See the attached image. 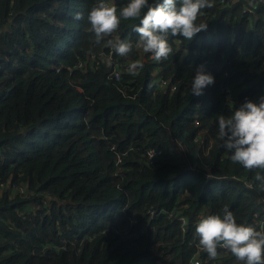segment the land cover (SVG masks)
<instances>
[{
	"label": "trees",
	"instance_id": "trees-1",
	"mask_svg": "<svg viewBox=\"0 0 264 264\" xmlns=\"http://www.w3.org/2000/svg\"><path fill=\"white\" fill-rule=\"evenodd\" d=\"M98 2L0 0V264H242L193 242L199 215L227 210L257 231L264 219V169L233 162L218 135L221 115L264 101V0H209L206 29L169 33L159 62L136 48L139 18L97 43ZM106 2L119 14L128 0ZM117 39L143 65L119 81ZM200 66L215 82L196 96Z\"/></svg>",
	"mask_w": 264,
	"mask_h": 264
},
{
	"label": "clouds",
	"instance_id": "clouds-1",
	"mask_svg": "<svg viewBox=\"0 0 264 264\" xmlns=\"http://www.w3.org/2000/svg\"><path fill=\"white\" fill-rule=\"evenodd\" d=\"M210 7L209 0H179V7L177 0H152L151 3L149 0H128L117 14L115 6L99 0L89 11L87 21L99 43L118 29L122 18H139L140 25L135 28L139 35L136 48L151 53L152 58L159 62L171 53L167 35L171 33L172 36L192 40L206 29L195 24L198 14ZM75 19H83L82 14H76ZM108 45L121 57L128 56L132 50V44L124 40H109ZM142 67L139 61L130 62L127 71L135 75ZM214 82V76L200 66L192 78L191 94L202 95L204 89ZM218 135L223 140V147L231 153L233 162L249 170L264 169V101L257 104L249 100L230 116L221 115ZM256 179L264 183V177L257 176ZM195 235L209 259L216 258L219 247L229 251L242 264H264V231L238 224L230 211L225 210L223 217H201L196 224Z\"/></svg>",
	"mask_w": 264,
	"mask_h": 264
},
{
	"label": "built area",
	"instance_id": "built-area-1",
	"mask_svg": "<svg viewBox=\"0 0 264 264\" xmlns=\"http://www.w3.org/2000/svg\"><path fill=\"white\" fill-rule=\"evenodd\" d=\"M226 0H220V2L224 3ZM229 2H232L234 0H228ZM110 58V62L113 65L112 70L110 71V76L112 79H115L116 81H119L122 77V73L128 68V65L130 62H133L132 56H127V60L125 61L118 59L117 57H114L112 55L108 56V59ZM80 64V63H79ZM158 74V71L157 73ZM157 81L160 85V87H166L168 84H170V89L172 91L176 90V85L171 84L170 80H167L163 75H159L157 77ZM161 151L156 149H148V159L150 163H153V158L158 155ZM22 191V189H20ZM151 214H154V211H151ZM170 217L173 216V213L169 215ZM202 217V215L198 216V220ZM179 221L182 222V229L185 230L186 226V218L184 216L177 217ZM198 222V221H197ZM196 222V224H197ZM259 231H264V219L259 220ZM193 245L196 248V254L200 253L203 248L199 245V238L196 236L195 240L193 242ZM190 264H207V262H203V260L198 256L195 255L192 260L190 261Z\"/></svg>",
	"mask_w": 264,
	"mask_h": 264
},
{
	"label": "rangeland",
	"instance_id": "rangeland-1",
	"mask_svg": "<svg viewBox=\"0 0 264 264\" xmlns=\"http://www.w3.org/2000/svg\"><path fill=\"white\" fill-rule=\"evenodd\" d=\"M140 53H143V51H140Z\"/></svg>",
	"mask_w": 264,
	"mask_h": 264
}]
</instances>
